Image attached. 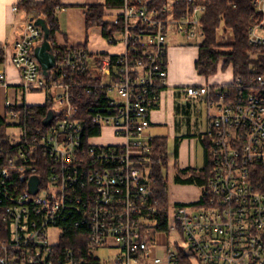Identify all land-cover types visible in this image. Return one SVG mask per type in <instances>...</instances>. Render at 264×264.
<instances>
[{"label":"built area","instance_id":"2783aa9c","mask_svg":"<svg viewBox=\"0 0 264 264\" xmlns=\"http://www.w3.org/2000/svg\"><path fill=\"white\" fill-rule=\"evenodd\" d=\"M120 1L102 29L115 50L68 46L49 78L34 57L43 38L34 22L11 53L0 44L2 65L11 54L20 76L11 86L0 69V89L13 91L0 114L9 125L0 136V264H264V76L184 89L208 105L200 136L212 175L197 201L170 202L165 215L151 175V114L169 85V36L203 41L197 16L206 8L177 18L176 0L163 9L151 0ZM254 5L260 18L249 43L264 47V0ZM32 94H43L44 104H32ZM103 135L115 142H100ZM68 211L80 215L75 242L61 224ZM101 250L116 255L103 260Z\"/></svg>","mask_w":264,"mask_h":264},{"label":"trees","instance_id":"16d2710c","mask_svg":"<svg viewBox=\"0 0 264 264\" xmlns=\"http://www.w3.org/2000/svg\"><path fill=\"white\" fill-rule=\"evenodd\" d=\"M121 3L120 0H106L104 4L89 7L85 13L88 29L99 26L106 32L110 26V22L106 21V11L117 10ZM168 5L169 0H151L150 2L151 8L163 9ZM196 5L206 8V12L200 20L205 38L199 44V58L195 63L198 75L210 79L220 72H227L231 66L233 79L246 80L252 76H264V47H254L249 43V31L260 18L254 0H194L192 3L176 0L174 5L176 17L190 15ZM58 7L61 8L60 0H44L42 2L22 0L19 4V10L24 12L29 19L47 20L52 33L50 41L58 62H61L66 47L59 46L55 40L56 33L59 31L56 11ZM226 36L231 38V42L224 45L221 40ZM224 47H227L229 51H223ZM222 60L223 64L221 65ZM3 63L4 58L0 56V66ZM50 108L51 106L47 105L40 109L39 114H36L37 118H40L36 119L37 123H41V119ZM8 126L0 116V136L3 139L6 137ZM96 133L94 130L90 132L94 135ZM200 138L205 149V166L201 169L179 170L176 168L175 182L177 184L195 185L198 188H203L212 175L207 139ZM153 146L151 175L156 180V196L167 215L171 210L169 177L166 174L169 168L167 137H156ZM79 220L80 215L76 211L66 212L61 219V224L67 228V238L72 242H75L80 233V229L74 226V222Z\"/></svg>","mask_w":264,"mask_h":264},{"label":"crops","instance_id":"0c3cea01","mask_svg":"<svg viewBox=\"0 0 264 264\" xmlns=\"http://www.w3.org/2000/svg\"><path fill=\"white\" fill-rule=\"evenodd\" d=\"M22 0H0V44L9 45L10 53L13 51V45L21 37L27 21L30 19L24 12L13 11L15 6L19 7ZM42 2L44 0H33ZM175 0H169L173 4ZM106 0H60L61 9L57 12L59 20V31L56 33L55 40L59 46H86L92 53L112 52L115 49L108 46L102 36V27L96 26L88 29L86 22V11L89 7L104 4ZM116 11H106V21L111 22ZM112 18V20H108ZM199 58V45L193 46V42H188L184 38L172 33L168 39V88L162 93L159 106L152 112V129L160 127H170L172 138L176 145L175 166L179 170L196 169L194 159L189 157L183 166L181 161L184 156L185 143H191V133L187 134L183 140H180L178 130L180 129L179 117L182 114H190V100L185 94V88L190 86L216 85L210 83L215 77L206 79L198 75L195 63ZM5 69L7 81L11 86H17L20 83L18 70L11 63V54L0 69ZM231 70V69H230ZM229 71V70H228ZM232 72V71H231ZM223 84V83H222ZM187 85V86H186ZM181 87L180 97L185 100V105L173 102L175 90ZM3 89V88H1ZM0 89V91H1ZM5 100L13 91L3 89ZM1 96V93H0ZM37 100L30 99L32 104L43 105L45 96L43 94H32ZM5 108V106H4ZM5 111V110H4ZM209 124V122H208ZM182 129V128H181ZM180 129V131H181ZM152 131V130H151ZM201 135V134H200ZM206 162V156H205ZM180 165V166H179ZM179 166V167H178Z\"/></svg>","mask_w":264,"mask_h":264},{"label":"rangeland","instance_id":"374dc122","mask_svg":"<svg viewBox=\"0 0 264 264\" xmlns=\"http://www.w3.org/2000/svg\"><path fill=\"white\" fill-rule=\"evenodd\" d=\"M203 14H199L197 16L198 20L200 21ZM108 20H112V18H108ZM202 41H196L193 42V46L196 47L199 45ZM221 42L226 45L231 42V38L229 36H226L221 40ZM223 51H229L227 47L223 48ZM223 64V60L221 62V65ZM169 65V61H168ZM231 69V66H230ZM233 80V73L231 70L227 72H220L218 75L215 76V79L210 80V83L214 84H224V83H230ZM187 86V85H186ZM1 89L0 93V114L6 115L5 106V96L4 92ZM181 91V87L175 90V93L173 94V102L175 105V102L177 104L185 105V100L183 97H180L179 93ZM20 94V92H19ZM32 100H37L36 97H31ZM39 101V99H38ZM191 110L190 114L184 115L182 114L181 117H179L180 122V129L178 130V136L180 140H183V138L187 135V133H191V143H185L186 147L184 149V158L181 161V164L183 166V163H185L186 159L189 160L190 158L194 159V163L196 164V169H201L205 166V149L203 146V143L201 141L200 134L203 132H206L208 129V105L205 101L199 100V101H191L190 102ZM55 108L58 110V107L55 106ZM214 113V112H213ZM152 135L154 137H167L168 139V154H169V168L166 171V174H168L169 177V196H170V202L175 204H183V203H189V202H195L199 199L201 195L200 189L195 185H180L175 182V175H176V166H175V154H176V145L174 142V139L172 138V130L170 127H160V128H153L151 131ZM186 138V137H185ZM102 143H114L115 141L111 136L109 135H103L102 139L99 140ZM180 166V165H179ZM178 166V167H179ZM53 239L57 237V234L55 232L52 233ZM99 257H101L103 260H108L109 258H113L116 253L114 251L109 250H101L97 253Z\"/></svg>","mask_w":264,"mask_h":264},{"label":"water","instance_id":"95a60500","mask_svg":"<svg viewBox=\"0 0 264 264\" xmlns=\"http://www.w3.org/2000/svg\"><path fill=\"white\" fill-rule=\"evenodd\" d=\"M31 22L41 28L43 31L42 41L35 47L34 57L38 61L41 67L42 76L45 78H49L51 71L57 66V56L54 50V47L51 43V29L48 25L47 20L38 18V19H30ZM54 119V111L50 110L47 118L44 121L46 126H49ZM39 179L33 178L30 183V191L33 194L38 193Z\"/></svg>","mask_w":264,"mask_h":264}]
</instances>
